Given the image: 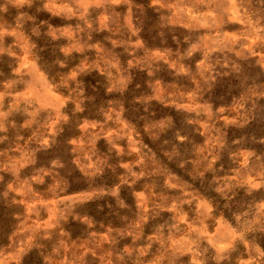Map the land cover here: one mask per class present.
<instances>
[{"label": "rangeland", "instance_id": "rangeland-1", "mask_svg": "<svg viewBox=\"0 0 264 264\" xmlns=\"http://www.w3.org/2000/svg\"><path fill=\"white\" fill-rule=\"evenodd\" d=\"M0 264H264V0H0Z\"/></svg>", "mask_w": 264, "mask_h": 264}]
</instances>
